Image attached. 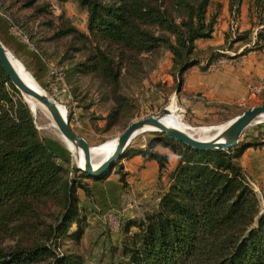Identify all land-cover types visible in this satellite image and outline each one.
Masks as SVG:
<instances>
[{
    "label": "trees",
    "instance_id": "trees-1",
    "mask_svg": "<svg viewBox=\"0 0 264 264\" xmlns=\"http://www.w3.org/2000/svg\"><path fill=\"white\" fill-rule=\"evenodd\" d=\"M22 1L23 7L36 15L45 13L37 0ZM72 1L85 11L87 34L70 26L58 30L54 38L71 36L94 43L70 72L92 76L110 89L113 106L105 118V130L112 127L120 110L129 106L119 92L122 57L169 52V75L176 90L181 89L188 69L197 66L206 72L219 59L231 58L225 52L237 43L251 46L234 57L264 50V29L254 38L252 30L236 33L234 38L229 33L224 45L210 50L202 62L195 42L212 38L217 17L207 18L211 0ZM250 1L258 25H264V0ZM241 4L242 0H228L233 19ZM216 6L221 9V4ZM100 43L105 44L104 49ZM106 47L118 52L120 58L116 61ZM65 57L74 59L73 55ZM153 135L144 147L127 149L112 168L121 186L127 185L121 162L136 155L156 162L159 181L166 172V188L157 205L140 218L122 222L118 264H264V206L260 208L240 166L248 148L264 147V133L228 151L195 150L161 133ZM48 145L0 65V231L11 230L15 235L13 245L0 247V264H82L80 256L59 252L66 241L80 243L91 211L77 194L81 190L90 196V188L78 179L105 182L112 169L90 178ZM158 146L176 155L171 170L168 156L156 151Z\"/></svg>",
    "mask_w": 264,
    "mask_h": 264
},
{
    "label": "rangeland",
    "instance_id": "rangeland-1",
    "mask_svg": "<svg viewBox=\"0 0 264 264\" xmlns=\"http://www.w3.org/2000/svg\"><path fill=\"white\" fill-rule=\"evenodd\" d=\"M217 4H219L217 0H211L207 9L208 19L214 15L218 18L221 9L217 8ZM36 5L43 6L45 13L36 15L32 9L23 7L22 0H0V41L10 54L9 56L20 63L39 87L64 108L67 119L70 117L68 122L72 130L84 138L93 149L114 141L130 123L151 116H159L163 109L169 108L173 103L174 108L176 105V112L182 121L193 129H199L226 125L248 108L259 106L264 99V94L261 93L245 100L240 106L219 108L214 119L193 122L189 114L178 105L176 90L168 88L162 83L163 74H169V71L160 73L159 65L161 66L164 62L167 51L159 50L150 56L137 58L127 56L119 59L118 52L106 47L109 55L113 56L116 61L118 59L121 61L119 92L127 98L129 106L121 109L119 117L112 127L105 130V118L113 106L110 89L105 88V85L100 84L92 76H80L70 72L77 62H82L85 59L94 43L71 36L54 38L58 30H65L70 26L87 34L85 11L72 0L65 3H58L55 0H37ZM241 5L247 8L249 17V22L246 21L249 25L247 30H252L251 37L254 38L258 31L264 29V25H258L257 11H255L252 1L242 0ZM249 6H251V11H249ZM262 18L264 20V9ZM236 33L237 31L232 32L229 29L224 34V39L228 34L234 38ZM100 45L103 49L105 48L104 43H100ZM247 46L250 47L251 44ZM73 48L80 49V52L77 53ZM66 54L73 55L74 59L68 61L65 57ZM208 55H199V58L205 62ZM159 73L160 76H158ZM59 88H64L65 94L60 93ZM65 100H69V102ZM70 100H75L76 104L70 103ZM179 109L184 112H180ZM47 122L42 118L34 120L40 137L49 143L48 147L52 152L67 158L70 166L76 169L78 165L75 154L66 148L57 131L50 128L49 122ZM153 133L155 132H142L136 135L127 149L144 146L149 139L154 137ZM263 133L264 121H256L243 131L239 142L242 143ZM113 170L109 174L116 176L114 180L118 182V175L112 173ZM165 175L166 172L161 175V181L157 180L152 188L141 191L135 189L134 186L138 180L130 184L127 183L126 186H121L118 182L120 186L116 195L112 198L109 197L108 200H99L91 188V184L102 182L78 179L81 182H86L90 188V196L86 197L81 190H78L77 194L85 198L84 200L91 211L87 214V225L80 243L66 241L59 252L80 256L82 264H118L121 251L120 242L123 238L122 222L126 218H140L157 205L160 194L166 188ZM69 176L74 177V173H70ZM253 191L260 203V208L263 209L264 189H253ZM13 236L15 235L11 230L0 231V247L13 245L15 242Z\"/></svg>",
    "mask_w": 264,
    "mask_h": 264
},
{
    "label": "crops",
    "instance_id": "crops-1",
    "mask_svg": "<svg viewBox=\"0 0 264 264\" xmlns=\"http://www.w3.org/2000/svg\"><path fill=\"white\" fill-rule=\"evenodd\" d=\"M217 3L221 4V11L216 19L212 38L195 42L196 51L200 56L208 55L210 50H216L224 44V34L228 32L232 23L237 33L249 29L246 23V21L249 22L246 7L240 5L239 14L236 19H233L228 10V0H217ZM247 45L235 44L232 51L225 52L231 58L219 59L206 72H202L196 66L184 73L181 89L177 94V102L180 108L189 114L193 122L214 119L219 108L240 106L242 102L251 98L247 92L248 83L264 79V50L250 51L245 55L234 57L243 49L249 48ZM159 67L160 73L169 71L171 67L169 52L165 53V60ZM162 83L168 88L173 87V80L168 73L163 74ZM59 92L64 93L65 89L59 88ZM261 93L264 94V90ZM65 101L69 102V100ZM70 103L75 105L76 101L70 100ZM156 151L168 156V169L171 170L177 160L176 155L161 146L156 147ZM121 164L124 171L130 174L126 176L127 183L138 180L134 185L135 189L140 191L150 189L156 184L158 165L155 161L136 155L123 160ZM240 166L257 190L264 189V147L248 148L240 159ZM115 177L111 175L105 182L91 184L93 193L99 200H108L109 197L116 195L120 185L114 180ZM79 199L83 205H87L85 198L79 196Z\"/></svg>",
    "mask_w": 264,
    "mask_h": 264
},
{
    "label": "water",
    "instance_id": "water-1",
    "mask_svg": "<svg viewBox=\"0 0 264 264\" xmlns=\"http://www.w3.org/2000/svg\"><path fill=\"white\" fill-rule=\"evenodd\" d=\"M0 65L6 76L10 79L13 87L20 93L22 98L28 97L42 105L49 113L52 121L58 128L63 138L70 143L75 150L82 152V161L76 169L87 174L90 178H97L107 170H111L114 164L121 160L131 140L142 132L161 133L168 138L182 143L195 150L203 151H228L237 146L243 131L264 117V99L259 106H254L243 111L226 126L215 134L209 140H199L188 133L170 127L162 122V117L169 114L167 108L163 109L159 116H151L145 119L137 120L129 124V126L116 137L113 149L108 153L106 158L96 167L91 161L92 149L86 140L78 136L70 127L66 112H62L58 103L50 98L46 93L32 87L26 83L16 72L13 67L8 51L0 41ZM180 88H177L175 94H178ZM29 108V107H28ZM30 110V109H29ZM100 149V148H97Z\"/></svg>",
    "mask_w": 264,
    "mask_h": 264
},
{
    "label": "bare ground",
    "instance_id": "bare-ground-1",
    "mask_svg": "<svg viewBox=\"0 0 264 264\" xmlns=\"http://www.w3.org/2000/svg\"><path fill=\"white\" fill-rule=\"evenodd\" d=\"M10 55V54H9ZM10 61L13 65V67L15 68L16 72L18 73V75L29 85H31L32 87L44 92L39 85L36 83V81L34 80V78L28 73L26 72V70L22 67V65L20 63H18L17 61L13 60L10 56ZM45 93V92H44ZM24 100L27 104V106L30 109V112L32 114V116L36 119V118H42L45 121L47 120L49 122V127L53 128L55 131H57V134H59V138L61 139V141L66 145V148L74 153L76 156V164L78 166H80L81 161H82V152L80 150H75L73 148V146L68 143L63 136L61 135V133L59 132L58 128L56 127V125L54 124V122L52 121L48 111L39 103H37L35 100L28 98V97H24ZM60 109L62 112H64V108L60 106ZM169 111V114L165 115L162 117V122L170 127H174L177 129H180L186 133H188L190 136L199 139V140H209L210 138H212L215 134H217L220 130H222L226 125H222L216 128H199V129H193L191 127H189L188 125H186L179 114H177V108L175 105L174 108V103L170 105L169 108H167ZM179 115V116H178ZM34 119V120H35ZM258 122L260 121H264V117L261 119L257 120ZM47 122V123H48ZM146 132V131H145ZM140 134V133H139ZM116 140V139H115ZM115 140L112 142H108L105 143L101 146H99L98 148L100 149H92V153H91V161L94 167L98 166L108 155V153L113 149L114 145H115ZM94 159H96L95 161H93Z\"/></svg>",
    "mask_w": 264,
    "mask_h": 264
},
{
    "label": "built area",
    "instance_id": "built-area-1",
    "mask_svg": "<svg viewBox=\"0 0 264 264\" xmlns=\"http://www.w3.org/2000/svg\"><path fill=\"white\" fill-rule=\"evenodd\" d=\"M230 30L232 32H236L235 31V25H233V23L230 26ZM263 90H264V79L252 81V82L248 83V85H247V92H248L249 97L258 96L259 94H261V92ZM179 111L184 112V110H182V109H179ZM247 181H248L249 185L252 187V189L257 190V188L255 187V185L253 183H251L248 179H247Z\"/></svg>",
    "mask_w": 264,
    "mask_h": 264
}]
</instances>
